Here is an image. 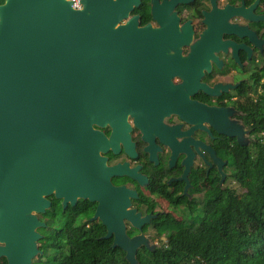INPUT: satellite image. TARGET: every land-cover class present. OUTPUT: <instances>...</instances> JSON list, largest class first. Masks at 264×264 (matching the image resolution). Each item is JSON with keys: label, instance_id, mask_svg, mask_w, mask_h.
Returning <instances> with one entry per match:
<instances>
[{"label": "water", "instance_id": "95a60500", "mask_svg": "<svg viewBox=\"0 0 264 264\" xmlns=\"http://www.w3.org/2000/svg\"><path fill=\"white\" fill-rule=\"evenodd\" d=\"M139 1L81 0L80 8L72 0L0 5V256L8 264H32L42 254L40 229L47 223L38 214L51 207V196L64 209L80 199L97 202L91 220L106 226L104 238L113 237V247L122 248L130 264H139L142 246L155 249L143 233L128 235L125 219L142 230L152 215L141 217L131 208L136 193L110 183L114 168L97 152L114 133L126 134L131 94L137 93L131 82L113 76L121 67L104 42L105 30ZM121 28L118 61L126 55L130 62L129 33L142 41L144 27L131 19ZM107 124L114 133L104 141L94 126Z\"/></svg>", "mask_w": 264, "mask_h": 264}, {"label": "flooded vegetation", "instance_id": "af4514ba", "mask_svg": "<svg viewBox=\"0 0 264 264\" xmlns=\"http://www.w3.org/2000/svg\"><path fill=\"white\" fill-rule=\"evenodd\" d=\"M246 12L264 15V0H140L108 24L104 42L121 67L112 74L137 93L126 134L110 124L94 127L104 141L114 133L97 149L114 168L110 183L136 193L131 208L141 217L152 215L142 231L124 220L131 237L143 233L160 246L166 224H193L214 192L229 187L234 158L258 140V123L246 117L264 96V19ZM131 19L144 38L129 33L130 62L126 55L119 62L118 35Z\"/></svg>", "mask_w": 264, "mask_h": 264}, {"label": "trees", "instance_id": "16d2710c", "mask_svg": "<svg viewBox=\"0 0 264 264\" xmlns=\"http://www.w3.org/2000/svg\"><path fill=\"white\" fill-rule=\"evenodd\" d=\"M246 118L258 123L259 136L233 161L232 178L242 190L214 192L193 224H166L169 242L154 251L140 248L139 264H264V96ZM95 209L96 202L80 199L64 210L56 199L42 214V254L32 264H130L126 252L104 238L106 226L91 220Z\"/></svg>", "mask_w": 264, "mask_h": 264}, {"label": "clouds", "instance_id": "9594fccd", "mask_svg": "<svg viewBox=\"0 0 264 264\" xmlns=\"http://www.w3.org/2000/svg\"><path fill=\"white\" fill-rule=\"evenodd\" d=\"M261 79H264V75L261 77ZM229 187H231L230 185H229ZM233 188V187H232ZM140 230V229H139ZM168 230L170 231L171 229L170 228H168ZM142 231V230H141ZM127 233H128V231H127ZM169 233V232H168ZM141 233H139V234H137V235H140ZM129 235V234H128ZM130 236V235H129ZM170 236L169 235H167V238H169ZM148 238V237H147ZM110 239V238H109ZM111 239H114L113 237L111 238ZM149 239V238H148ZM149 241L151 242V240L149 239ZM169 242V240H167L166 242H164V243H162L161 245H163V244H167ZM151 244H153V245H155V249H156V247H157V245L156 244H154V243H152L151 242ZM160 245V246H161ZM142 247H146V246H142ZM141 247V248H142ZM147 248V247H146ZM122 249V248H121ZM140 249V248H139ZM149 249V248H148ZM154 249V250H155ZM123 250V249H122ZM150 250V249H149ZM154 250H152V251H154ZM139 251V250H138ZM137 255H138V252H137ZM130 263V262H129Z\"/></svg>", "mask_w": 264, "mask_h": 264}, {"label": "rangeland", "instance_id": "374dc122", "mask_svg": "<svg viewBox=\"0 0 264 264\" xmlns=\"http://www.w3.org/2000/svg\"><path fill=\"white\" fill-rule=\"evenodd\" d=\"M261 91H263V89L261 88ZM230 186L231 187H234V188H238L239 190H242V188L241 187H238V184H237V182L233 179V178H231V180H230ZM39 245H40V242H39ZM39 256V255H38ZM38 256H36L35 258L37 259L38 258ZM34 258V259H35Z\"/></svg>", "mask_w": 264, "mask_h": 264}, {"label": "built area", "instance_id": "2783aa9c", "mask_svg": "<svg viewBox=\"0 0 264 264\" xmlns=\"http://www.w3.org/2000/svg\"><path fill=\"white\" fill-rule=\"evenodd\" d=\"M72 2L75 8H80L82 6L81 0H72Z\"/></svg>", "mask_w": 264, "mask_h": 264}]
</instances>
